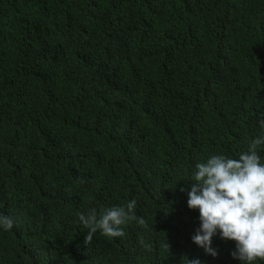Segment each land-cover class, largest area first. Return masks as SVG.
I'll return each mask as SVG.
<instances>
[{"label":"trees","instance_id":"obj_1","mask_svg":"<svg viewBox=\"0 0 264 264\" xmlns=\"http://www.w3.org/2000/svg\"><path fill=\"white\" fill-rule=\"evenodd\" d=\"M261 118L264 0H0V264H240L187 192ZM132 199L147 229L85 243L79 212Z\"/></svg>","mask_w":264,"mask_h":264},{"label":"clouds","instance_id":"obj_2","mask_svg":"<svg viewBox=\"0 0 264 264\" xmlns=\"http://www.w3.org/2000/svg\"><path fill=\"white\" fill-rule=\"evenodd\" d=\"M260 133L238 158L224 154L209 155L205 162L195 165L194 183L187 192V207L199 212V228L192 243L215 258L213 237L234 241L231 252L240 264L264 262V118L258 120ZM184 191V189H181ZM136 199L106 208L99 215L95 209L77 214L87 229L85 243L90 244L99 233L109 238H124V226L135 221L140 227L149 226L135 214ZM14 221L0 213V230L9 231ZM143 243V241H141ZM188 264H201L199 258Z\"/></svg>","mask_w":264,"mask_h":264}]
</instances>
